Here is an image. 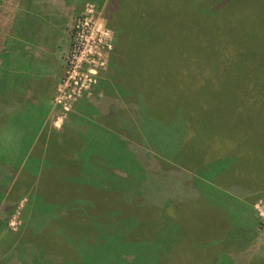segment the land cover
I'll return each mask as SVG.
<instances>
[{"label": "trees", "instance_id": "16d2710c", "mask_svg": "<svg viewBox=\"0 0 264 264\" xmlns=\"http://www.w3.org/2000/svg\"><path fill=\"white\" fill-rule=\"evenodd\" d=\"M70 1L22 0L52 10ZM108 8L116 34L110 72L116 74L85 100L90 121L75 137L63 135L53 157L28 156L29 139L20 149L33 126L31 93L18 91L12 97L16 102L0 98V128L10 124L19 132L0 140V219L10 212L4 198L18 173L28 171L37 181L28 220L6 251L13 258L0 264H39V259L43 264H137L135 259L176 264V255L168 259L165 254L176 247L177 236L159 235L166 218L189 211L194 200L205 206L206 199L217 215L241 217L242 208L248 214L255 199H264V0H110ZM98 90L102 96H96ZM5 101L9 106L2 111ZM176 137L174 146L164 143ZM115 138L125 148L115 149ZM116 155L142 162L137 172L126 173L131 196L120 184L111 187L110 180L115 183L116 175L124 174L112 162ZM51 173L63 186L67 207L45 213L51 194L39 187L52 180ZM145 184L150 198L138 193ZM174 193L176 201L168 202ZM39 202L46 208L37 213ZM77 204L84 205L79 209L84 227ZM72 217L78 219L81 237L71 227ZM79 241L82 245L74 244ZM247 244L232 252L234 263L264 258V245ZM83 245L86 251L78 248ZM20 247L24 256L17 259Z\"/></svg>", "mask_w": 264, "mask_h": 264}, {"label": "rangeland", "instance_id": "374dc122", "mask_svg": "<svg viewBox=\"0 0 264 264\" xmlns=\"http://www.w3.org/2000/svg\"><path fill=\"white\" fill-rule=\"evenodd\" d=\"M109 1L71 0L70 6L64 7L75 8V10L71 12L68 10L64 14L62 13V18L64 17L65 20L55 31L56 39L59 40V48L56 54L59 58L57 57L56 59L58 62L57 67L60 70L58 77H55L57 79L53 90L50 92L51 97L47 103L49 106L48 112L38 129V137L36 139L37 148L32 152V155H34L31 156L34 159H42L47 155L53 157V151L58 140L61 141L65 135L75 137V131L79 132L80 125H83L84 121L90 119V113L88 114V111H85V100L91 98L95 89L103 86L107 79L114 77L116 74L115 72H110V58L115 52L114 42L116 34L113 26L109 22L112 14L108 8ZM21 6V0H0V46L2 45L0 48L2 49L5 47L3 42H6L9 36H14L13 32L16 30L14 29V25ZM48 14H50V10H48ZM41 17L44 19V15H41ZM49 30V28H43L41 30L43 31L42 35L51 37ZM8 57L4 53L0 56V66L9 61L15 67L14 61L8 60ZM103 90H98L96 96H102ZM12 95L11 97H13ZM4 108L7 110L8 107L6 105L2 106V111H4ZM9 114L12 115L13 112L10 111ZM89 126H92V124ZM6 127V130L4 127L2 129L0 128L1 141L3 137L19 136L18 129L12 128L10 124H6ZM71 136L67 137V142L70 146L74 144V138ZM84 138L87 139V136H84ZM177 141L178 138L176 137L169 142L165 139L164 143L170 144L169 146H174ZM54 144L56 145L54 146ZM114 145L115 149L120 146V150L125 148V144L121 141L118 143V139L116 138L114 139ZM109 148L114 149L113 144ZM48 160L51 161V158L49 157ZM112 162L120 165V171L124 174L118 177L116 175L115 183L113 181L114 178L110 180L111 187L120 184L124 188L127 196H131L134 188L131 187L127 174L131 173L132 170L137 172V168L142 162L133 158V156L121 157V155H116ZM50 176L52 180L42 182L39 187L41 193L46 195H48L47 193L51 194V196L48 195V203L46 204L50 210H44L45 213L62 211L67 207L62 204L64 196L60 194V188L63 186L57 180V174L51 173ZM196 178L199 180L198 177ZM36 182V179L31 177V175L20 171L13 183L12 189L9 191V197H3L9 201L11 209L8 215L0 219V262L3 258L4 263L5 261L9 262L13 258L12 256L6 257V253L9 247L17 241L18 233H20L21 228L28 220L29 209L33 206L31 205L33 204L34 198L32 195L34 194L32 192L33 186ZM205 189L206 187H203L200 190L201 195L204 197L207 195V190ZM143 191L149 196V185L145 184L138 188L139 194ZM208 194L214 195L212 191ZM177 197V193L172 194L168 202L172 200L176 201ZM50 198H52L51 201ZM213 200L214 198L211 197L209 201L212 202ZM207 201L206 199L205 206H199V202L194 200L190 204L189 211L185 210L178 217L169 216L166 218L169 222L161 229L159 235H167L169 237L174 234L177 236L178 243L176 247H172L170 252H166L165 255L168 259L176 255V264H236L238 261L234 263L230 255H232L233 251L243 249L238 248L239 246L248 245L247 242L250 243V240L252 243L264 245L263 198L255 199L253 205H250V213H245L247 211H245L246 208L244 207L242 208L244 212L241 214V217L233 213L230 219H225V217L217 215L212 211ZM95 204H98V200H94ZM46 205L39 202V205L34 207V209L38 213L39 209ZM231 206L234 210L240 211L239 205L235 206L231 204ZM199 207L204 208L199 210ZM81 208H84V205L77 204L74 206V209L81 214L80 224L84 227V223H87V221L79 211ZM70 220L71 227L76 230V235L81 237L82 232L80 226L77 224L78 219L72 217ZM116 220L115 222H117ZM259 222L261 226H259ZM117 234H119V231H117ZM67 237V235L64 236V238ZM74 244L82 245V242H74ZM146 244L149 246L148 243ZM78 248L82 251L87 250L86 245ZM149 248L151 251L153 250L152 247L149 246ZM176 250L177 252L175 254ZM20 251H23L22 247L16 252L17 259H21L24 256ZM262 252L264 253V249ZM102 255V252L99 251V257H102ZM166 257L164 256V258ZM134 261L137 264L140 263L138 259ZM256 261L253 264H264V258L262 260L257 258ZM38 262L39 264L44 263L41 259ZM170 263L173 264V260Z\"/></svg>", "mask_w": 264, "mask_h": 264}, {"label": "crops", "instance_id": "0c3cea01", "mask_svg": "<svg viewBox=\"0 0 264 264\" xmlns=\"http://www.w3.org/2000/svg\"><path fill=\"white\" fill-rule=\"evenodd\" d=\"M35 3H38V0H35ZM21 5L14 25V29H16L13 32L14 36H9L6 42H3L6 48H0V56L3 53L7 54L8 60L14 61L15 65L14 67L8 61L0 66V98L14 99L11 95L12 93L13 95L18 94V91L23 92L24 95L31 93V97L28 98V108L31 110L29 115L33 126L28 134L25 133L26 136L22 140L20 149L26 148L28 139L32 140L27 155L33 156L32 152L37 148L38 129L48 112L47 103L51 97L50 92L53 90L57 79L55 77H58L60 70L57 67L56 59L59 58L58 55L56 56L59 40L56 39L55 31L65 20L64 17L62 18V13L64 14L68 10L74 11L75 8L54 10H52L53 8H35L33 5L28 6L29 4H25L22 0ZM48 10H50V14H48ZM41 15H44V19ZM43 28L50 29L51 37L42 35ZM14 102H16L15 99ZM5 105L9 106L7 102ZM18 112L17 110L16 113L18 114ZM11 116L8 115V120Z\"/></svg>", "mask_w": 264, "mask_h": 264}]
</instances>
